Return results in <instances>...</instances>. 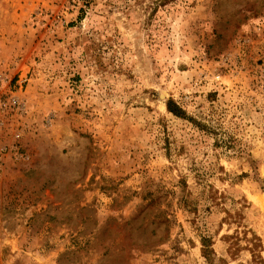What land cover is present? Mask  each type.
I'll use <instances>...</instances> for the list:
<instances>
[{
  "label": "rangeland",
  "instance_id": "374dc122",
  "mask_svg": "<svg viewBox=\"0 0 264 264\" xmlns=\"http://www.w3.org/2000/svg\"><path fill=\"white\" fill-rule=\"evenodd\" d=\"M263 181L264 0H0V264H252Z\"/></svg>",
  "mask_w": 264,
  "mask_h": 264
},
{
  "label": "trees",
  "instance_id": "16d2710c",
  "mask_svg": "<svg viewBox=\"0 0 264 264\" xmlns=\"http://www.w3.org/2000/svg\"><path fill=\"white\" fill-rule=\"evenodd\" d=\"M167 110L169 113L173 114L176 117L186 118L185 112L180 107H178L173 101L168 102ZM262 190L264 191V181L262 182ZM235 216H237L238 220H241L242 218L241 214L239 213H236V215L230 214V218H235ZM245 240L248 243L246 250L250 251V253L252 254V264H264V245L262 244L261 240L258 239L256 236H253L251 239L246 236ZM232 249L233 255H237V253L240 252L241 248L240 246H238V244H233ZM202 255L208 264H215L213 242L210 238L202 239ZM221 262L224 263L223 260H221Z\"/></svg>",
  "mask_w": 264,
  "mask_h": 264
},
{
  "label": "built area",
  "instance_id": "2783aa9c",
  "mask_svg": "<svg viewBox=\"0 0 264 264\" xmlns=\"http://www.w3.org/2000/svg\"><path fill=\"white\" fill-rule=\"evenodd\" d=\"M25 82H26V80L21 81V82L19 83V86H20L19 91H20V92L23 90V84H25ZM20 92H19V93H20ZM19 93H16V94L13 96V98L11 99V101H10V107H12V108H16V109L18 108V109L20 110V107H21V101H20L19 96H18ZM4 107H5V106H4Z\"/></svg>",
  "mask_w": 264,
  "mask_h": 264
}]
</instances>
